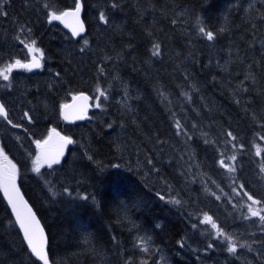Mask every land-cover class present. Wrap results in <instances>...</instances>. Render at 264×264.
Segmentation results:
<instances>
[{"label":"trees","instance_id":"obj_1","mask_svg":"<svg viewBox=\"0 0 264 264\" xmlns=\"http://www.w3.org/2000/svg\"><path fill=\"white\" fill-rule=\"evenodd\" d=\"M79 2L87 33L78 41L48 17L75 0H7L0 14V69L21 40L44 54L43 71L0 77V148L46 230L50 263L246 264L238 256L249 255L264 264V222L248 199L264 215V0ZM80 92L101 108L64 125L61 107ZM52 130L73 144L37 173V142ZM0 264H42L1 188Z\"/></svg>","mask_w":264,"mask_h":264},{"label":"snow or ice","instance_id":"obj_2","mask_svg":"<svg viewBox=\"0 0 264 264\" xmlns=\"http://www.w3.org/2000/svg\"><path fill=\"white\" fill-rule=\"evenodd\" d=\"M7 0H0V14L6 15L3 12L4 4ZM116 4H113L112 7H116ZM47 7V6H46ZM82 5L79 0H75V10L74 11H64L59 14L55 12H48L49 23L53 21H61L65 23V26H70L66 22L67 17H73L75 19V27H72L73 36H78L81 32H83V24L80 22L79 16L81 12ZM100 21L104 23H108V19L104 12H101L99 15ZM201 33H203L207 40L212 41L214 39V34L211 31H206L203 27L199 29ZM24 44V46L28 49L29 53H39V58L33 55L32 61L30 63H22L19 59L15 61L14 64H9L5 66L3 69H0V77H2L5 81L9 80V74L12 69L15 67L23 68L28 71H31L33 68H40L41 60L43 59V53L40 52L38 48L35 47V40H32L31 43H25L23 40L20 41ZM85 45H87V40L84 41ZM159 45H154L153 55H159ZM83 50V49H82ZM100 96H105V92L101 91L99 88L97 89ZM84 100H87L88 97H83ZM100 105L97 104V107ZM86 110V107H85ZM28 116V113L24 114ZM0 116H3L7 119V112L5 106L0 104ZM68 115L65 114V119H68ZM77 119L84 118V111L81 112L80 115L76 116ZM31 120V117H29ZM11 123V121H9ZM179 127V123L177 122ZM13 127H17V125H13ZM54 134L59 137L61 141L59 149L55 153H50L45 155L44 160L48 163V167L51 168L53 164L60 163V157L63 155V148L65 145L72 144L73 141L70 138L59 136V133ZM231 136V133H228ZM235 139V137H233ZM47 143V141H45ZM37 146L40 147V143L37 142ZM259 155V151L257 152ZM0 157H3L4 161H7L10 168L0 171V188L3 189L4 195L7 198L8 204L12 208V212L15 215L16 223L19 225V228L23 232V239L27 243L28 249H30L31 254L38 258L43 264H49V258L45 251L46 238L44 236L43 229L40 228L39 222L36 220L35 215L32 213L31 208L27 206V204L23 201V198L19 194V190L16 187V166L11 164V161H8V157L4 154V150L0 148ZM235 159V157H232ZM34 167L33 171L39 173L41 166V157H37V160L33 162ZM223 163V162H222ZM229 171H234V169H229ZM261 171H264V168H261ZM247 195V193H245ZM83 199H88L87 197H83ZM248 199L252 201L253 204H260L259 200H255L252 196H248ZM173 203H179V201H173ZM249 212L252 216H259L260 220L264 222V215H260L259 211L253 210L249 207ZM205 223H211L212 227L217 230L218 235H224V233L220 232L217 228V225L211 221V218L205 215L204 221ZM228 240L227 251L229 253H236V245L229 237H225ZM211 247V245H209ZM241 247H245V245H241ZM141 248L143 251H148L145 244L142 242Z\"/></svg>","mask_w":264,"mask_h":264},{"label":"water","instance_id":"obj_3","mask_svg":"<svg viewBox=\"0 0 264 264\" xmlns=\"http://www.w3.org/2000/svg\"><path fill=\"white\" fill-rule=\"evenodd\" d=\"M74 10H75V8L69 9V10H66V11H74ZM79 19H80V22L83 24V29L84 30L78 36H73V34H72V27H75V19L73 17H67L66 18V22L70 26H65V23L61 22V21H53V22L58 24L75 41H78L79 39L83 38L86 35V33H87V26H86V24H85V22L83 20V8H81ZM37 69L38 68H33L31 71L35 72ZM83 97H88V99L84 100ZM0 104L4 105V103H3L1 98H0ZM85 107H86V110H85ZM5 109H6L7 116H8V110H7L6 106H5ZM93 110H94V105H93L92 96L90 94L86 93V92H80V93L74 95L69 102H67L66 104L62 105L60 113H61L62 121H63V123L65 125H77V124H82V123L91 121V119H92L91 113L93 112ZM82 111H84V118L77 119L76 116L80 115ZM65 114L68 115V117H69L68 119H65ZM55 133H59V136L70 138V137L64 135L63 133H61L58 130H55ZM70 139L73 141L72 138H70ZM45 141H47V143H45ZM60 144H61V141L59 140V137L54 134L53 130L50 132L48 137L43 142L40 143V147H38L39 154H40V157H41V159L43 160V162L45 163L46 166H48V163L45 162V160H44L45 155L50 154V153H55L59 149ZM72 144H68V145L64 146L63 155L60 157V163L59 164H53L52 166L60 165L64 161V159L67 156L68 149L70 148V146ZM16 187L19 190V194L23 198V201L27 204V206L29 208H31L32 213L35 215L36 220L39 222L40 228L43 229L44 236L46 238L45 251H46V253L48 255V236H47L46 230H45L44 226L42 225L39 217L37 216L34 208L31 206V204L29 203V201L25 197L24 193L22 192L17 177H16ZM1 193H2V196H3L7 206L9 207L10 212H11V214L13 216V219H14V221L16 223L15 215L12 212L11 206L8 204L7 198L5 197L4 191H3L2 188H1ZM16 225H17V227H18V229H19V231H20V233H21V235L23 237V232L19 228V225L17 223H16ZM25 244L27 245L26 242H25ZM48 258H49V255H48ZM36 259L43 264V262L40 261L38 258H36ZM49 264H51L50 260H49Z\"/></svg>","mask_w":264,"mask_h":264},{"label":"rangeland","instance_id":"obj_4","mask_svg":"<svg viewBox=\"0 0 264 264\" xmlns=\"http://www.w3.org/2000/svg\"><path fill=\"white\" fill-rule=\"evenodd\" d=\"M14 36H15V34H14ZM14 36H13V37H14ZM30 43H31V42H29V44H30ZM35 47H36V44H35ZM36 48H38V47H36ZM38 49H39V48H38ZM39 50H40V52H42L41 49H39ZM13 51H14V61L5 64L4 67L7 66V65H9V64H14L15 61H16L17 59H19L22 63H30V62L32 61L33 55H35V56H37V58H39V53H29L28 49H27L25 46H23L22 48H21L20 46H16V47L14 46V47H13ZM42 53H43V52H42ZM11 55H13L12 52H11ZM41 65H42V67H40V68L37 69L38 72L44 70V54H43V59L41 60ZM4 67H3V68H4ZM3 68H2V69H3ZM13 69H14V70L11 71V73L9 74V77H10V75H12V73H13L14 71H16V73H17V71H19L20 73H21V72H24V73H30V72H31V71H28V70H26V69L19 68V67H15V68H13ZM37 71H36V72H37ZM3 89H4L3 91H6V92H5V99H6V101H8L12 106H14V104H16V101H15L14 98H12V95L10 94V92H8V91H11V85H8V86L3 85ZM29 89H30L29 87H25L23 91H25V90H29ZM16 95H17V97L19 98V96H20V92L17 91V92H16ZM40 97H41V96H36L35 99L32 100V101H33V104H34V105L36 104L37 107H38L39 105L43 104L42 106H44V107L46 108V104H45L44 100H43L42 98H40ZM38 99H39V100H38ZM37 100H38V102H37ZM42 100H43V101H42ZM3 103H4V102H3ZM40 103H41V104H40ZM97 104H99L100 106L97 107ZM93 105H94V110H100V108H101V104H100V100H99V98L93 100ZM24 107H26V105H25ZM91 114H92V113H91ZM91 116H92V115H91ZM62 122H63V121H62ZM259 151H262V150L259 149ZM7 157H8V156H7ZM37 157H40L39 152H37V155H36V157H35V161L37 160ZM0 158H1V161H2V162H0V171L5 170V169H7V168H10V165H8L7 161H4L3 157H0ZM8 161H11V164H14V165L16 166V164L12 161L11 158L8 157ZM44 167H46V165H45V163L43 162V160L41 159L40 170L43 169ZM16 173H17V175H18V169H17V166H16ZM17 175H16V176H17ZM250 205H251V208H252L253 210L259 211V209H258V204H253L252 201L250 200ZM260 252H261V258H262V261L264 262V247H263V249H262ZM232 256H233V253H230V257H229V258L231 259ZM238 259H239L241 262H244V263H246V264H259V263H257L256 261H254L251 257H249V255H246V256H245V255H240V256H238ZM225 261L228 262V259H225Z\"/></svg>","mask_w":264,"mask_h":264}]
</instances>
